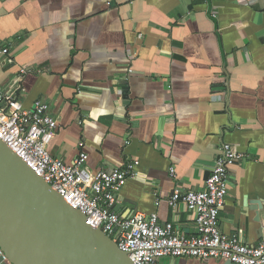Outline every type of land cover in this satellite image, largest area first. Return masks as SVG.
I'll use <instances>...</instances> for the list:
<instances>
[{"label": "crops", "instance_id": "1", "mask_svg": "<svg viewBox=\"0 0 264 264\" xmlns=\"http://www.w3.org/2000/svg\"><path fill=\"white\" fill-rule=\"evenodd\" d=\"M3 49L0 85L33 71L19 101L57 119L54 157L85 151L93 172L139 162L121 217L157 213L194 236L195 215L169 199L204 190L229 144L244 157L229 168L221 229L264 239V0H0Z\"/></svg>", "mask_w": 264, "mask_h": 264}, {"label": "built area", "instance_id": "2", "mask_svg": "<svg viewBox=\"0 0 264 264\" xmlns=\"http://www.w3.org/2000/svg\"><path fill=\"white\" fill-rule=\"evenodd\" d=\"M7 53L8 49L0 51ZM32 73L23 69L15 83L0 85V138L70 206L79 210L91 227L101 230L127 253L133 264H161L160 259L171 257L264 264V239L257 245H249L238 234L226 235L219 219L228 197L229 168L242 160L243 154L223 144L205 189L188 192L176 189L169 199L172 208L184 205L195 215L194 236L177 232L173 223L162 224L157 213H136L123 218L116 207L127 181L137 176L139 162L93 172L87 166L89 156L85 151H80L72 163L54 157L49 145L56 136L57 119L47 112L44 101L35 103L31 110H25L19 101L25 92L24 78ZM79 148H84L83 142ZM170 173L175 176L174 168ZM1 255L4 256L3 252Z\"/></svg>", "mask_w": 264, "mask_h": 264}, {"label": "water", "instance_id": "3", "mask_svg": "<svg viewBox=\"0 0 264 264\" xmlns=\"http://www.w3.org/2000/svg\"><path fill=\"white\" fill-rule=\"evenodd\" d=\"M5 262L133 264L0 138V264Z\"/></svg>", "mask_w": 264, "mask_h": 264}]
</instances>
